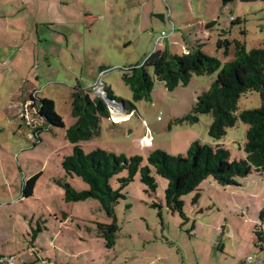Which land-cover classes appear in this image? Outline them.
<instances>
[{
	"label": "rangeland",
	"instance_id": "1",
	"mask_svg": "<svg viewBox=\"0 0 264 264\" xmlns=\"http://www.w3.org/2000/svg\"><path fill=\"white\" fill-rule=\"evenodd\" d=\"M50 1V8L45 0L0 5V264H237L244 254V264L255 255L262 263L263 253L246 248L264 212V178L256 173L239 178L236 186L203 181L196 203L195 193L182 197L185 219L166 207L164 179L153 175L157 188L147 193L137 173L121 191L125 200L114 207L119 231L107 249L97 225L114 219L97 200H63L64 183L78 192L87 186L65 177L61 161L72 152L65 130L74 124L71 95L77 86L96 97L94 88L105 85L124 102L119 107L128 116L115 123L102 118L97 134L81 143L84 154L98 149L145 159L161 151L176 157L194 142L210 145L209 115L193 125L175 120L191 112L213 75H192L173 91L155 80L150 100L134 103L121 70L163 47L170 55H182L183 47L201 46L205 55L229 62L233 48L225 56L216 47L218 36L239 40L247 51L263 45L264 1L233 0L223 7L221 0H65L66 8ZM230 17L242 23L232 25ZM211 22L215 25L206 29ZM31 96L53 101L65 128L36 139ZM260 106L254 91L238 102L239 111ZM246 130L238 121L218 142L228 151L229 163L244 158ZM35 175L32 196L22 198L23 183ZM125 175L111 180L114 190Z\"/></svg>",
	"mask_w": 264,
	"mask_h": 264
},
{
	"label": "trees",
	"instance_id": "2",
	"mask_svg": "<svg viewBox=\"0 0 264 264\" xmlns=\"http://www.w3.org/2000/svg\"><path fill=\"white\" fill-rule=\"evenodd\" d=\"M233 0H221L223 7ZM238 22L240 20H237ZM234 24V22H233ZM215 22L207 24L211 28ZM218 50L228 56L233 48V59L222 64L214 57L201 51V46L185 48L182 55H170L165 48L162 52L151 54L141 62L121 70L124 84L131 92L134 103L149 101L154 81L162 82L168 91L184 86L192 75H213L210 89L197 96L191 112L177 124L184 122L193 125L199 116L209 115L211 122L207 133L210 145L194 142L184 156H170L161 151L149 153L145 159L134 156L125 158L115 156L103 150H95L84 154L81 143L93 138L102 118L109 119V111L105 102L77 86L71 95V116L74 124L65 130V140L71 145L72 152L61 161V168L67 178H79L87 186V190L78 192L68 183L63 184L66 203L82 202L94 199L99 202L104 213L114 219V207L125 200L122 190L133 182L139 174V182L147 193H155L157 184L154 176L165 180L164 200L166 207L172 212L183 214L182 197L195 193L192 203L199 198V184L211 179L222 187L236 186L239 178L256 173L264 178V44L260 48L247 51L239 40L229 41L225 33L218 36ZM254 91L259 94L261 106L256 109L239 111L238 102L243 94ZM106 98L121 103L106 88ZM29 109L37 118L38 126L33 134L40 141L42 132H50L53 128H65L60 116L55 112V104L46 98L31 96ZM247 126L243 146L244 158L229 163V153L218 142L225 136L226 130L233 128L237 122ZM125 172L119 178V189L110 185L113 178ZM154 175V176H153ZM39 175L31 177L22 185V198L33 194ZM260 225L254 226L255 248L264 254V212L258 214ZM119 231L115 219L110 225L98 224L97 232L107 249H111Z\"/></svg>",
	"mask_w": 264,
	"mask_h": 264
},
{
	"label": "built area",
	"instance_id": "3",
	"mask_svg": "<svg viewBox=\"0 0 264 264\" xmlns=\"http://www.w3.org/2000/svg\"><path fill=\"white\" fill-rule=\"evenodd\" d=\"M160 42H162V37L158 40V44ZM95 92H96L95 94L97 95L96 97L101 98L105 102L108 108V111H109V119L111 120V122L115 123L116 121L121 122V121L126 120L127 115L125 114V111L119 107V103L113 100H108L106 98L105 85L103 84L97 85ZM113 112H116V113H113ZM114 114H117V118H114ZM157 120H160V118L158 117ZM10 260H11L10 262L13 263V259L10 258ZM246 261L248 264L252 263L253 261H256L257 263L261 262L258 255H255L254 257H248ZM0 262L2 261L0 260Z\"/></svg>",
	"mask_w": 264,
	"mask_h": 264
},
{
	"label": "crops",
	"instance_id": "4",
	"mask_svg": "<svg viewBox=\"0 0 264 264\" xmlns=\"http://www.w3.org/2000/svg\"><path fill=\"white\" fill-rule=\"evenodd\" d=\"M19 2H24L25 4L26 3H32V0H18ZM241 1H244V2H247V3H249V2H251V0H240V2ZM262 1H264V0H262ZM11 2H13V0H3V1H0V5L1 4H3V3H5V4H7V3H11ZM15 2H17V0H15ZM58 2L61 4V6L62 7H64V8H66V3H67V1H65V0H58ZM58 2H57V0H56V4H58ZM45 4L47 5L48 4V7L50 8V5H52V2L50 1V0H45ZM1 12V11H0ZM8 14V12H6L5 13V16ZM12 16V15H11ZM231 18H232V20H231ZM234 18H236V17H234ZM233 17H230V21H231V23H232V25H233V22H234V24L235 25H239V24H241L242 23V21H241V19H239V18H236V19H234ZM237 20H240L239 22L237 21ZM62 25V24H61ZM47 26L48 27H53V23H49V24H47ZM175 26H173L172 27V29L174 28ZM166 43V40H164L163 41V45ZM172 44V43H171ZM174 44V43H173ZM246 44V43H245ZM262 46V45H261ZM260 46V47H261ZM245 47H246V45H245ZM260 47H258V48H260ZM165 49V47H163V50ZM183 49H184V52H185V48L183 47ZM230 52V51H229ZM228 55H229V53H228ZM94 90H95V88H94ZM125 114H126V111H125ZM127 118H128V116H127ZM255 243H254V235H253V232H252V235H251V239H250V243H247V246H246V248H248V247H251L252 249L251 250H255V251H257L258 252V250L255 248V245H254ZM263 249H264V244H263ZM241 254H243V252L241 253ZM246 254H244V255H241L242 257H241V261H239L237 264H244V260H245V256ZM251 254H249V256H250ZM254 255V254H253ZM253 263V262H252ZM261 263V262H260ZM251 264V263H250ZM261 264H264V261H262V263Z\"/></svg>",
	"mask_w": 264,
	"mask_h": 264
},
{
	"label": "bare ground",
	"instance_id": "5",
	"mask_svg": "<svg viewBox=\"0 0 264 264\" xmlns=\"http://www.w3.org/2000/svg\"><path fill=\"white\" fill-rule=\"evenodd\" d=\"M113 113H116V112H113ZM114 118H117V114H114Z\"/></svg>",
	"mask_w": 264,
	"mask_h": 264
}]
</instances>
